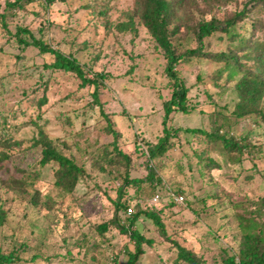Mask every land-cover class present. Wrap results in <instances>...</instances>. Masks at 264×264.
I'll return each mask as SVG.
<instances>
[{
  "label": "rangeland",
  "instance_id": "374dc122",
  "mask_svg": "<svg viewBox=\"0 0 264 264\" xmlns=\"http://www.w3.org/2000/svg\"><path fill=\"white\" fill-rule=\"evenodd\" d=\"M8 1L14 0H0V152L8 156L0 167V207L6 211L0 254L13 255L5 264H126L135 243L116 224L125 221L127 207L140 211L131 230L144 239L135 264H188L177 258L175 243L201 264H224L237 256L242 234L259 231L264 239V122L232 113L241 73L229 77L222 62L202 56L180 62L190 110L170 114V147L149 158L148 149L164 134L163 103L173 80L138 17L136 32L115 27L136 0H20L6 7ZM195 1L180 11L185 17L189 12L191 25L201 17L245 13L231 28L233 43L243 47L242 69L264 78L255 62V49L264 46V3ZM185 26L182 50L198 46ZM18 27L74 57L97 83L51 67L52 54L18 42ZM230 37L216 32L203 49L227 50ZM259 107L264 111V94ZM191 128H221L255 146L236 161L237 152L220 154L221 141L186 130ZM40 132L85 169L72 192L55 185L53 161L40 162ZM6 138L11 144L4 145ZM172 194L183 195L184 204ZM155 196L166 236L141 211ZM103 223L105 231L98 227Z\"/></svg>",
  "mask_w": 264,
  "mask_h": 264
},
{
  "label": "trees",
  "instance_id": "16d2710c",
  "mask_svg": "<svg viewBox=\"0 0 264 264\" xmlns=\"http://www.w3.org/2000/svg\"><path fill=\"white\" fill-rule=\"evenodd\" d=\"M53 0H47L52 2ZM212 1L213 0H209ZM258 3H264V0H255ZM20 0L8 1L6 7H14L19 5ZM196 3L195 0H136L134 9L127 14V20L118 22L115 27L119 32H136L134 19L138 17L140 23L146 28L152 39L159 47L166 60L165 73L173 80L172 92L169 99L163 103V136L159 138L155 145H152L148 150L149 158H156L161 156L169 146L170 132L166 127L170 114L174 111L188 112L190 109L187 104V87L178 76L177 66L180 62L188 60L194 56H202L209 58L215 62H222L223 68L228 71L229 77L232 78L236 72L241 73L239 79L235 83L236 103L233 108V115L236 118L245 117L249 115L257 116L264 122V111L259 107V102L264 94V78L257 72L242 69L243 64L240 62L239 51L243 47L236 46L233 42L235 35H232L231 28L244 17L243 11L235 12L232 16L225 19H219L212 15L209 19L200 18L194 24H190L192 17L189 12L187 16L180 13L181 10L189 8L191 4ZM197 7V4L195 5ZM3 17V14H0ZM185 23V28L188 32H192L194 41L198 43L197 47H188L182 50V41L180 38V25ZM225 32L229 34L231 46L227 50L211 52L204 51L203 43L206 37L212 36L216 32ZM18 42L24 46H34L38 48L41 53H50L54 56V61L51 67L62 69L64 71H71L76 73L84 83H97L96 80L84 76L80 63L74 58L61 53L59 50L52 48L47 43L35 39L26 28L18 27L16 30ZM29 36V39L26 38ZM246 41L245 38H241ZM235 46L240 48L235 50ZM256 64L264 70V46H258L255 49ZM191 132L199 131L210 138H217L223 145V150L220 154L227 156L233 155L237 152L236 161L240 159V155L246 148H253L255 145L246 142L245 138H233L228 132H224L221 128H217L213 133H206L199 128L186 129ZM6 138L5 143H10ZM17 144L16 141H14ZM36 143L42 147V158L40 162L46 164L53 161L57 168L54 171L55 185L67 191L72 192L78 180L85 175L83 166L73 158L58 150L52 143L51 139L40 132ZM170 147V146H169ZM258 148V147H256ZM259 149V148H258ZM118 153L121 154L120 151ZM129 160L127 155H124ZM8 157L4 152H0V167L4 159ZM111 163H113L110 160ZM213 162V161H209ZM218 164V163H217ZM219 166V165H217ZM130 181H126L129 183ZM264 201V197L262 198ZM120 206V205H118ZM129 207H127L128 209ZM157 206L145 207L141 209L146 217L151 218L162 229V234L166 236L162 221L157 212L161 210L156 209ZM126 209V210H127ZM126 212V211H125ZM124 212V214H125ZM140 211L132 212L131 216H126L125 221L122 220L116 225L121 232L129 234V237L135 243L134 252L128 253V260L126 264H135L138 255L142 253L141 244L143 237L135 230H131V226L137 219ZM6 219V211L0 207V226L4 224ZM114 223V222H113ZM101 231H105L107 224L103 223L98 226ZM178 249L177 258L185 261L188 264H201L197 256L186 249L184 246L175 243ZM13 260V255L0 254V264L10 263ZM224 264H264V239L261 232L258 233H244L242 234L238 246L237 256H229L223 259Z\"/></svg>",
  "mask_w": 264,
  "mask_h": 264
},
{
  "label": "built area",
  "instance_id": "2783aa9c",
  "mask_svg": "<svg viewBox=\"0 0 264 264\" xmlns=\"http://www.w3.org/2000/svg\"><path fill=\"white\" fill-rule=\"evenodd\" d=\"M172 200L176 203V204H184L185 202V197L181 194H172ZM158 204V197L155 196L153 197L150 201H149V206L153 207L156 206ZM133 210L131 208H128L126 210V216H131L132 215Z\"/></svg>",
  "mask_w": 264,
  "mask_h": 264
}]
</instances>
